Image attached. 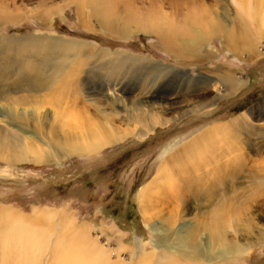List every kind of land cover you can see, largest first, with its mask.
I'll return each instance as SVG.
<instances>
[{"label": "rangeland", "instance_id": "1", "mask_svg": "<svg viewBox=\"0 0 264 264\" xmlns=\"http://www.w3.org/2000/svg\"><path fill=\"white\" fill-rule=\"evenodd\" d=\"M150 1L133 0L146 9ZM244 1L255 6L260 0ZM74 2L0 0V208L46 231L40 248L32 247L36 264H53L64 252L55 255V246L59 241L65 248L68 223L92 229L107 264H137L146 254L151 264H168L170 254L159 253L168 250L184 263L196 262L198 252L217 258L210 264H264V134L258 130L264 126L258 121L264 32L258 17L238 19L236 0H156L160 13L177 23L195 16L213 23L202 28L208 41L197 49L192 41L183 48L188 38L179 34L171 39L182 62L162 48L158 35L110 32L90 7L79 10ZM225 5L239 22L234 29ZM225 74L237 90L230 92ZM188 77H194L192 86ZM199 102L209 105L184 114ZM12 104L58 111L50 119L56 151L9 119ZM245 112L254 127H235ZM161 114L170 117L167 124L157 120ZM219 126L229 127L227 133L215 136V147L203 148L193 166L188 146ZM90 129L107 130L110 143L87 153L67 152L57 142ZM26 141L47 150L42 161L25 153ZM144 188L151 192L146 210L138 201ZM36 215L43 218L38 224ZM16 251L6 257L0 250V264H16Z\"/></svg>", "mask_w": 264, "mask_h": 264}, {"label": "bare ground", "instance_id": "2", "mask_svg": "<svg viewBox=\"0 0 264 264\" xmlns=\"http://www.w3.org/2000/svg\"><path fill=\"white\" fill-rule=\"evenodd\" d=\"M74 1H75L74 3L78 4L79 10L85 7H90L92 15L101 24L100 26H102L105 30H108L110 32L118 31V34H121L122 36L129 35L135 32L137 33L138 32H144V33L148 32V33H154L158 35L162 48L170 52L175 58L180 59V61L182 62H184L183 53L181 52L180 49L177 48L175 44H172L171 39H173V37L176 34H179L181 35L182 40H185L186 38L189 39V40L188 39L185 40V43L182 46L183 48L187 46L189 43H191L192 41L194 45L193 48L197 46L196 47L197 49L198 47L204 45V43L208 41L209 35L206 36V34L203 31H201L203 30L202 28L209 29L210 26L213 25V23L210 24V22L207 21V19H204L203 17H198V16H195V18H192L190 20L187 18H184L181 20L179 19L178 20V22L180 23L179 24L175 21L174 18L168 17L164 13H160V4L159 3L157 4L156 0L150 1L151 7L149 9H146L144 6L137 7L134 4L133 0H74ZM134 1L137 3L139 0H134ZM260 1L258 4L261 5V8L258 9V11L256 10V6L258 4L253 6L251 2L246 3L244 0H240V1L236 0V2L238 3L236 4L237 6L239 5V10L237 12L238 19H241L243 21L244 19L253 21L256 19V17H258V19L260 20V32L262 33L264 32V0H260ZM174 4L178 5V3H174ZM119 6H123L124 8L123 12L118 13L120 10L122 11V9H118L119 11L117 12V7L119 8ZM224 14H225L224 17L227 18V21L232 22L233 29H234L236 24H238L239 22L237 23V19H235L234 16L231 17L229 8L226 5L224 6ZM226 29L228 28L226 27ZM211 34L212 32H210V35ZM232 35L233 33H230V35H228V39H230ZM48 40L53 42V40H51L50 38ZM69 43H70V46L80 45V43L75 42V41H69ZM223 78L230 92L237 90V86H234L235 84H237V82L233 81L234 78L231 75L225 74L223 75ZM188 79H189V82L191 83L189 84V86H192L194 77L192 78L188 77ZM192 91H194V89L190 90V93H188L187 95H192ZM201 92L204 93L202 97L206 96L205 88ZM150 97H152V95H150ZM112 99L116 101V100H120V97L116 95L115 97H112ZM159 103L162 104L161 102ZM208 105L209 104L201 105V102H199V103H195L194 106L192 107L188 106V107H185L186 109H182V110L185 111L184 114L186 113L188 114V112L198 111V108H205ZM7 108L10 114L9 119L11 118L16 123L21 124L22 126L25 127L27 131H30L33 135H36L42 140L44 139V143L46 145H49L50 148L55 149L54 151L57 150L56 145H55L56 140L54 141V139H52L51 137L52 133L54 132L56 133V130L54 127L55 125L50 122V119L52 118L54 121L57 119V116H58L57 110L55 109L43 110L41 107H37V108L33 107L31 109L27 107L19 108L18 106L14 104L8 106ZM153 114L155 115V113ZM139 115L140 114H135L134 117L138 118ZM249 115L246 112L243 113L240 116V118L238 117L235 120L236 123L234 126L237 128H240L242 126L243 128L244 127L246 128L247 126L254 127V125H251V123L248 121L250 117ZM178 117H181V116L178 115ZM157 120H159L160 124L163 125V124H167V122L170 121V117H167L161 114V116L160 115L157 116ZM242 121L244 122L245 125L242 123ZM258 121H260L261 124L262 122L264 123V111H261L260 116L258 117ZM255 128L258 129V126L255 125ZM226 129H229V127L219 126L216 130L215 128H213V131L210 129L211 130L210 132H212V135L210 134V132H208V134L204 137L205 139L203 140V142H200L199 140L195 139L190 143L186 151L189 152L190 157L192 156V159L194 161L193 166L199 165L197 160H199L200 158L199 156L202 155L203 148L206 150L207 148L215 147V146H211L213 145L212 143L213 139L217 135L224 136V134L227 133ZM150 130L151 128L146 129V133H148ZM258 130L260 131L259 133H261L262 135L264 134V126H261L260 129ZM105 131L106 132H102V131L100 132L96 129H90L88 131L83 130L80 133H74L73 135L75 137L71 136L73 139L72 138L69 139V137H66L62 141L63 143L60 141H57V142L63 144L62 145L63 147L64 146L69 147V149H67V152L81 151V152L90 153L92 151L93 152L97 151L100 148L104 147L105 145L107 146L108 143H110L111 141L110 135L107 133V130ZM24 146H25L24 148L25 153L27 154L30 153L36 162L42 161L44 159V156L47 150H43V148H40L39 146H34L27 141ZM205 150L203 152H205ZM49 152L51 153V155L55 154L53 151H49ZM203 156H206V155H203ZM169 165L164 161L161 164L160 168L162 171H166L170 168ZM147 190L144 188L141 192L142 195L139 193L141 196L139 197L140 200L138 199V201L141 204L142 210H146L150 207V203H149L150 194L149 193L151 192L148 193ZM35 212H36L35 214H38L37 213L38 211H35ZM49 214L47 216H49ZM149 217L146 216V219L149 220ZM39 218L43 219L42 217L40 216L37 217L36 215L37 220L36 219L35 220L37 221V224L39 222ZM217 218L218 220H221L219 216H217ZM25 219L26 218L24 217L17 216L14 212H11L8 209L0 208V250L3 252V256H6V257L10 256L9 252H12L13 250H17L16 260H15L16 264H36L39 261V258L37 254L33 255L34 253H33L32 247L35 245H38V249L40 248L42 239L45 236L46 231L43 230L41 226H38V228H34L33 227L34 225L32 223L26 222ZM41 223L42 222H40V225ZM221 223L222 221L216 223L214 228L215 227L217 229L220 228ZM69 224L71 223H68L65 226H67L69 232L71 233V236L67 237L65 248H63L58 243L59 241L56 242V246H55L56 254L55 255H59L61 252L63 251L64 252L60 254L58 257H55L53 259V264H107L108 258L106 259V255H104L101 250H98L100 248H98L97 241L95 240L93 234H91L92 229L86 225L75 227V226H68ZM185 226H188V223L181 224V228ZM159 229L160 228L153 226L154 232L157 234V236L159 235V238H160V233L162 231L160 232ZM161 235H163V233H161ZM156 243H157V246L161 247L162 243H160L159 240ZM47 245H48V242H47ZM159 253L161 254L160 256H166L170 254V259H169L168 264H210V263H214V260L217 259L216 257L204 258L200 253L197 252L192 255V258L196 260V262L184 263L183 261L181 262L179 260L177 261L171 258V255L173 253L172 250H168V252L162 251ZM21 254L23 255V258ZM221 255H223V253L219 254V256ZM151 260H152L151 254H148V255L146 254L141 259V261L138 262L137 264H151Z\"/></svg>", "mask_w": 264, "mask_h": 264}]
</instances>
